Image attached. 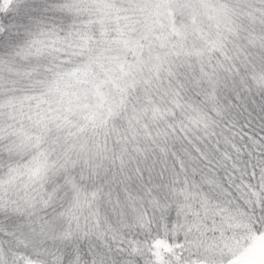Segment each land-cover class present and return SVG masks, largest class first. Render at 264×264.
Wrapping results in <instances>:
<instances>
[{
  "label": "snow or ice",
  "instance_id": "obj_1",
  "mask_svg": "<svg viewBox=\"0 0 264 264\" xmlns=\"http://www.w3.org/2000/svg\"><path fill=\"white\" fill-rule=\"evenodd\" d=\"M0 264H264V0H0Z\"/></svg>",
  "mask_w": 264,
  "mask_h": 264
}]
</instances>
